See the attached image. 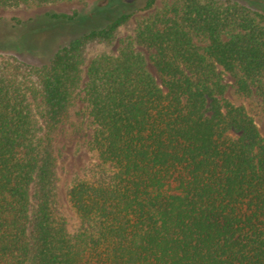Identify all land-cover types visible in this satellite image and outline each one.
Segmentation results:
<instances>
[{
  "label": "trees",
  "instance_id": "obj_1",
  "mask_svg": "<svg viewBox=\"0 0 264 264\" xmlns=\"http://www.w3.org/2000/svg\"><path fill=\"white\" fill-rule=\"evenodd\" d=\"M72 1L84 0L0 7ZM132 15L68 40L46 63L0 61V264H264V12L171 0L116 54L93 52ZM137 47L152 52L161 85ZM80 97L95 163L67 191L72 230L57 143L84 133L71 123Z\"/></svg>",
  "mask_w": 264,
  "mask_h": 264
},
{
  "label": "rangeland",
  "instance_id": "obj_2",
  "mask_svg": "<svg viewBox=\"0 0 264 264\" xmlns=\"http://www.w3.org/2000/svg\"><path fill=\"white\" fill-rule=\"evenodd\" d=\"M145 0H84L82 2H56L45 5L36 3H24L16 7H0V48L6 52H0V61L8 54L29 63H46L52 53L68 40L92 29L102 27L110 19L123 11L133 12L128 26L123 27L114 44L107 49L96 48L95 51H104L116 54L123 40L134 35L137 25L144 19L159 10L165 3L171 0H156L150 10H141ZM250 7L264 12V4L251 0H239ZM78 13L73 22H51L47 15L51 13L72 14ZM15 28L12 30L11 28ZM11 29V30H10ZM8 34V37L4 35ZM3 37V38H2ZM2 38V40H1ZM5 40V41H4ZM147 60V70L153 75L157 83L160 79L149 62L151 51L142 47L136 48ZM86 78L84 79V81ZM226 82L232 80L226 76ZM85 104L80 97L76 106L71 111V123L75 128H81L84 133L74 134L69 137L63 133L57 143V151L61 158L60 185L62 199L67 215L70 218L72 230L78 229L80 221L71 208L67 191L70 185L77 179L88 178L95 156L89 148V121L84 117ZM260 132L264 135L262 123H258ZM67 130H74L70 127Z\"/></svg>",
  "mask_w": 264,
  "mask_h": 264
}]
</instances>
